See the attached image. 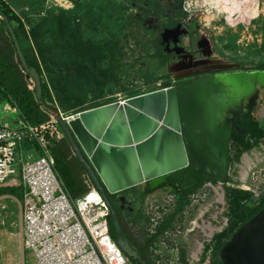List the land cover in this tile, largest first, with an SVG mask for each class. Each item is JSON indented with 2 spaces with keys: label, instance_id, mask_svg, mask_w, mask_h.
<instances>
[{
  "label": "rangeland",
  "instance_id": "374dc122",
  "mask_svg": "<svg viewBox=\"0 0 264 264\" xmlns=\"http://www.w3.org/2000/svg\"><path fill=\"white\" fill-rule=\"evenodd\" d=\"M187 1H184L183 11L175 12L173 17H181L197 26L199 35L211 42L214 59L237 66L236 69H254L264 63V0H259L255 18H251L247 11L240 14L233 9L223 15L209 16L208 20L202 4L187 8ZM30 2L22 9L13 10L14 13L19 16L26 30L46 19L45 27L49 30L41 42L56 52L40 55L31 40L17 30L18 24L12 22L11 25L17 31L22 51L41 72L45 104L55 109L58 116L70 118L80 112L104 106L107 102L114 103L133 93L143 94L153 89L155 78L162 71L156 67L158 34L151 23L155 18L163 17L161 5H151L148 0ZM60 14L67 15L72 24L77 23L83 40L89 44L88 49L81 50L79 57L73 58L71 51L58 46L62 41L53 32L55 25L51 21ZM0 44L13 69L25 83L30 84V77L20 66L1 23ZM9 106L12 107L11 104ZM46 114L49 121L50 114ZM259 115H264V100ZM15 120L16 115L8 111L6 105L0 104V121L14 126ZM55 127L59 141L53 151L65 152L69 168L76 178L77 191L69 192L73 198H77L93 189V183L68 145L59 123ZM260 167H264V163ZM17 189L3 192H13L20 203ZM221 196L225 202L222 191L209 186L189 195L182 214L176 216L171 227L146 250L148 258L154 264H178L182 254H188L193 249L196 240L202 242L205 239L196 224L202 226V220L208 221L216 215L219 220L220 214L217 213H220L222 206L216 201L221 202ZM111 197L123 226L139 246H143L162 220L173 212L176 203L170 189H161L148 196L142 206L125 198ZM0 213L9 215L5 228L0 227V264H34L33 254L20 248V204L18 207L15 201H9L8 209L5 212L0 210ZM201 215H204L203 219L199 220ZM193 227L195 230L188 233Z\"/></svg>",
  "mask_w": 264,
  "mask_h": 264
},
{
  "label": "water",
  "instance_id": "95a60500",
  "mask_svg": "<svg viewBox=\"0 0 264 264\" xmlns=\"http://www.w3.org/2000/svg\"><path fill=\"white\" fill-rule=\"evenodd\" d=\"M9 30L11 27L7 24ZM17 52L20 53L16 44ZM230 66L229 69H236ZM26 70H28L26 68ZM39 98V78L29 71ZM264 90V71H234L209 74L174 86L130 97L124 103H110L80 112L67 122L57 121L104 199L116 235V244L131 264H150L123 229L117 210L108 195L145 185L153 190L168 176H204L224 183L227 175L203 155L209 151L210 137L219 119L227 120L232 103L246 99L251 108ZM218 264H264V209L242 225L220 247Z\"/></svg>",
  "mask_w": 264,
  "mask_h": 264
},
{
  "label": "built area",
  "instance_id": "2783aa9c",
  "mask_svg": "<svg viewBox=\"0 0 264 264\" xmlns=\"http://www.w3.org/2000/svg\"><path fill=\"white\" fill-rule=\"evenodd\" d=\"M4 105L16 115V120L14 126L0 121V188L21 191V251L32 253L34 264H131L110 235L109 211L97 189L93 186L73 198L55 170L52 150L59 141L57 118L49 115V121L32 126L16 107ZM59 117L65 122L69 119ZM263 163L262 146L244 153L233 166L234 174L229 179L232 181H226L225 187L246 190L260 198L264 195V167H260ZM209 187H217L224 195L223 184ZM221 198V202L216 201L222 206L217 213L219 220L218 215L208 221L202 220L205 214L198 218L202 226L196 227L205 239L196 240L178 264H210L206 247L227 225L224 197ZM194 230L195 227L188 233Z\"/></svg>",
  "mask_w": 264,
  "mask_h": 264
},
{
  "label": "trees",
  "instance_id": "16d2710c",
  "mask_svg": "<svg viewBox=\"0 0 264 264\" xmlns=\"http://www.w3.org/2000/svg\"><path fill=\"white\" fill-rule=\"evenodd\" d=\"M12 22L18 24L17 30L21 31L25 38L31 40L40 55L43 56L45 54H54L56 50L55 52H52V49L46 45H43L41 42L45 32L49 30V28L45 27V24L47 23L46 19H42L38 25L26 30L23 22L19 16L14 13L9 4L6 3L5 0H0V23L7 33L9 42L13 48V52L16 54L20 66L22 67L24 73L30 77L31 81L29 84V82L25 83L22 80L16 69H13L9 59L6 56L4 47H2L0 44V104H11L12 107H16L20 111L23 118L30 125L39 126L47 121L48 115L46 113H49L53 116H58V112L45 104V86L41 80V72L39 68L31 61V59L28 58L22 51L17 31H15L11 25ZM51 23L55 25V30H53V32L56 34L57 38L62 41L58 43V46L62 49L71 51L73 58L76 56L79 57L81 50L88 49L89 44L83 40L79 26L76 22V25L72 24L67 15L60 14L58 16H54ZM7 24H9L11 27L12 32L9 30ZM16 44L19 47L20 53L17 52ZM26 68L28 70H26ZM254 69L264 71V63L258 65ZM31 70L36 71L39 78V98L36 97L37 84H34L33 86L34 80L32 76L29 75V71ZM153 90L155 89L149 91ZM137 95H141V93H133L130 97ZM110 103L112 102H107L106 105ZM44 111H46V113ZM236 125L242 131V133L237 131L236 142L238 149L234 160L238 162L244 153L257 150L260 146H262L264 149V119H260L252 110H247L237 117ZM68 145H70L69 142ZM52 154L55 160V170L66 185L67 189L72 192L77 191L75 183L76 178L69 168L68 159L65 155V152L60 150H52ZM202 187L203 184L200 183L192 191L186 193H180L179 190L175 188L172 191L176 199L173 212L162 220L160 225L156 228L151 237H149L144 246H139L132 240L150 264L154 263L148 258L146 254V248L155 243L171 227L176 216L182 214L185 206L188 204V196ZM137 189L138 187H134L120 192L114 196H124L127 198L128 194L132 193V195H135V198H137L138 205L142 206L144 200L154 192L151 191L147 194L137 191ZM224 195V216L227 219V225L220 233H217L213 236L210 244L206 247V251H210V264H218L216 261V255L220 247L224 245L242 225L247 223L258 212L264 209V195L258 198V205L254 209H251L250 205L254 195L249 191L225 187ZM108 198L118 213V209L112 201L111 195H108ZM109 232L112 239L116 240L115 231L110 219ZM185 256L186 254L183 253L181 259H184Z\"/></svg>",
  "mask_w": 264,
  "mask_h": 264
},
{
  "label": "flooded vegetation",
  "instance_id": "af4514ba",
  "mask_svg": "<svg viewBox=\"0 0 264 264\" xmlns=\"http://www.w3.org/2000/svg\"><path fill=\"white\" fill-rule=\"evenodd\" d=\"M148 1L151 5H161V11H163V17L155 18V20L151 23L158 34L155 46L157 54L156 67L162 71L156 76V84L153 86V89L158 90L168 88L174 86L179 81L209 74L214 75L234 71L257 70L229 69L232 65L224 64L222 61L214 59L212 57L213 47L211 42L207 39L205 40L199 35L200 32L197 26L191 21H184L181 17H173L175 12L183 11L185 0ZM162 1L164 3H161ZM263 100L264 90L261 89L259 92V98L254 101L251 108L249 107L246 99L242 100V102L232 103L231 106L228 107L229 112L224 111L223 113L227 120L224 121L219 119L213 127L212 132H197L198 138L210 137V139H214V141H216L215 144L212 142L209 143L210 149L209 151H205L203 155L217 167L219 172L227 175V180L234 174H232L234 171L233 166L237 163L234 160L238 149L236 142L237 131L242 133L236 125V119L240 114L247 110H252L254 113L259 115V110L263 104ZM189 171L190 169L188 168L186 173L182 175L166 177L165 182L153 190H145V185H142L138 187L137 191L148 194L151 191L156 193L161 189H170L173 191L177 188L180 193H186L192 191L200 183L203 184V187L209 185L215 186L218 184L210 179H206L204 176L186 179L185 176L189 173ZM225 183L226 182L221 183L223 184V189H225ZM118 197L125 198L126 200L132 201L135 205H138L135 195H130V197L128 196L127 198L124 196ZM112 201L114 202L113 199ZM257 201L258 199L255 197L252 199V203L250 204L251 209H254L258 205ZM123 229L125 230L127 236L133 240L124 226ZM150 246H148L146 250Z\"/></svg>",
  "mask_w": 264,
  "mask_h": 264
},
{
  "label": "bare ground",
  "instance_id": "6f19581e",
  "mask_svg": "<svg viewBox=\"0 0 264 264\" xmlns=\"http://www.w3.org/2000/svg\"><path fill=\"white\" fill-rule=\"evenodd\" d=\"M194 4H202L204 6L207 20L209 16L223 15L233 9H236L240 14H244L247 11L251 18H255L259 10V0H196V2L195 0H188L186 7L191 8Z\"/></svg>",
  "mask_w": 264,
  "mask_h": 264
},
{
  "label": "crops",
  "instance_id": "0c3cea01",
  "mask_svg": "<svg viewBox=\"0 0 264 264\" xmlns=\"http://www.w3.org/2000/svg\"><path fill=\"white\" fill-rule=\"evenodd\" d=\"M6 3L9 4V6L12 8V10L15 9H22L23 7L29 5L31 2L30 0H5ZM260 119H264V115L259 116ZM16 188L11 187H1L0 188V210L5 212L8 209V202L9 201H15L17 203V206L21 208V191L17 189L20 192V203L17 197L13 195V192H3L5 190H15ZM20 214V213H19ZM9 218L8 214L0 213V227L5 228L6 226V220ZM21 222V221H20ZM12 226V223L10 224Z\"/></svg>",
  "mask_w": 264,
  "mask_h": 264
}]
</instances>
